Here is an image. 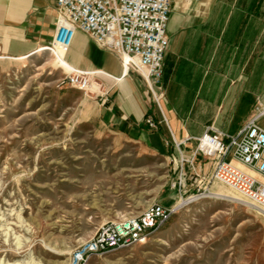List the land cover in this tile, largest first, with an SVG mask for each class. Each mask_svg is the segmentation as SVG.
Returning <instances> with one entry per match:
<instances>
[{
	"label": "rangeland",
	"instance_id": "1",
	"mask_svg": "<svg viewBox=\"0 0 264 264\" xmlns=\"http://www.w3.org/2000/svg\"><path fill=\"white\" fill-rule=\"evenodd\" d=\"M200 1L172 0L173 21ZM54 51L0 56V264H68L107 222L175 194L145 243L88 264H264V215L218 181L168 191L173 162L103 127L97 92L61 86Z\"/></svg>",
	"mask_w": 264,
	"mask_h": 264
},
{
	"label": "crops",
	"instance_id": "2",
	"mask_svg": "<svg viewBox=\"0 0 264 264\" xmlns=\"http://www.w3.org/2000/svg\"><path fill=\"white\" fill-rule=\"evenodd\" d=\"M178 12L173 21V5L167 26L163 113L141 76L126 71L119 55L86 33L77 31L67 50L54 52L67 74L97 72L107 90L98 98L103 127L172 161L178 180L167 190L186 192L214 182L217 158L197 154V138L207 130L236 134L264 110V0L200 1ZM57 18L53 0H0V56L20 58L51 48ZM147 116L156 127L147 124ZM258 123L264 128V113ZM255 175L264 182L262 174ZM176 196L159 201L174 206Z\"/></svg>",
	"mask_w": 264,
	"mask_h": 264
},
{
	"label": "built area",
	"instance_id": "3",
	"mask_svg": "<svg viewBox=\"0 0 264 264\" xmlns=\"http://www.w3.org/2000/svg\"><path fill=\"white\" fill-rule=\"evenodd\" d=\"M58 18L50 47L67 50L77 31L90 36L97 45L119 55L125 70H133L144 80L162 111L163 61L169 45L167 26L172 0H53ZM61 86L107 94L97 72L76 70L59 81ZM264 110L252 114L236 134L205 131L197 138L196 153L217 158L212 180L221 182L264 215V182L233 163L237 160L264 176V128L258 123ZM166 121V118L164 116ZM146 122L156 127L152 116ZM231 156L230 159L227 157ZM154 202L138 216L107 222L89 240L80 244L68 264H88L96 254L145 243L176 212Z\"/></svg>",
	"mask_w": 264,
	"mask_h": 264
},
{
	"label": "bare ground",
	"instance_id": "4",
	"mask_svg": "<svg viewBox=\"0 0 264 264\" xmlns=\"http://www.w3.org/2000/svg\"><path fill=\"white\" fill-rule=\"evenodd\" d=\"M93 72H95V71H93ZM233 163H234V164L237 163V164L241 165L242 167H244L246 170H249L250 172H252V173H254V174H257L256 170L253 171L254 169H252V168L246 166L245 164H243V163H241V162H239V161H237V160H235V159L233 160ZM258 173H259V172H258ZM178 205H179V204H178Z\"/></svg>",
	"mask_w": 264,
	"mask_h": 264
}]
</instances>
